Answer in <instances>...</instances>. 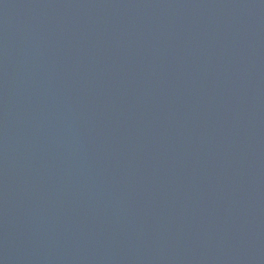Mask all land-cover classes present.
Wrapping results in <instances>:
<instances>
[{
	"label": "water",
	"instance_id": "1",
	"mask_svg": "<svg viewBox=\"0 0 264 264\" xmlns=\"http://www.w3.org/2000/svg\"><path fill=\"white\" fill-rule=\"evenodd\" d=\"M0 264H264V0H0Z\"/></svg>",
	"mask_w": 264,
	"mask_h": 264
}]
</instances>
